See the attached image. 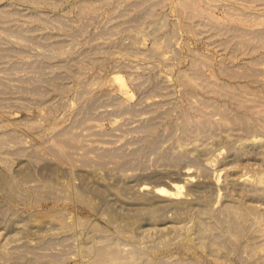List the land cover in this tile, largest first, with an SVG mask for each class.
<instances>
[{
	"label": "rangeland",
	"instance_id": "1",
	"mask_svg": "<svg viewBox=\"0 0 264 264\" xmlns=\"http://www.w3.org/2000/svg\"><path fill=\"white\" fill-rule=\"evenodd\" d=\"M0 264H264V0H0Z\"/></svg>",
	"mask_w": 264,
	"mask_h": 264
},
{
	"label": "bare ground",
	"instance_id": "2",
	"mask_svg": "<svg viewBox=\"0 0 264 264\" xmlns=\"http://www.w3.org/2000/svg\"><path fill=\"white\" fill-rule=\"evenodd\" d=\"M203 24H204V23H203ZM211 27H212V26H211ZM164 189H165V188H163V187H159V190H160V191H162V190H164ZM161 193H162V192H160V195H162ZM158 194H159V193H158ZM166 194H167V193H166Z\"/></svg>",
	"mask_w": 264,
	"mask_h": 264
}]
</instances>
